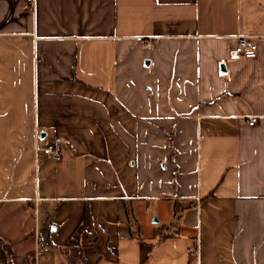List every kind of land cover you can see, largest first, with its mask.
<instances>
[{
    "label": "crops",
    "instance_id": "crops-1",
    "mask_svg": "<svg viewBox=\"0 0 264 264\" xmlns=\"http://www.w3.org/2000/svg\"><path fill=\"white\" fill-rule=\"evenodd\" d=\"M261 37L264 0H0L11 264H264Z\"/></svg>",
    "mask_w": 264,
    "mask_h": 264
},
{
    "label": "built area",
    "instance_id": "built-area-1",
    "mask_svg": "<svg viewBox=\"0 0 264 264\" xmlns=\"http://www.w3.org/2000/svg\"><path fill=\"white\" fill-rule=\"evenodd\" d=\"M27 3L30 4V7L33 9L34 0H27ZM256 37L241 36L238 38L237 46L234 49V53L244 59H253L256 57L257 44L255 43ZM264 41V37H261ZM149 46V45H148ZM258 122L256 117H250L247 119V124L249 126H254ZM65 142L61 137L54 138L51 142L46 144L43 147H34V155L36 157H47L51 159H58V146L60 143ZM51 246V243L48 239H41L36 235L35 237V246L32 255L33 264H37L39 256L46 252Z\"/></svg>",
    "mask_w": 264,
    "mask_h": 264
},
{
    "label": "rangeland",
    "instance_id": "rangeland-1",
    "mask_svg": "<svg viewBox=\"0 0 264 264\" xmlns=\"http://www.w3.org/2000/svg\"><path fill=\"white\" fill-rule=\"evenodd\" d=\"M169 207L170 206H169L168 202L153 204L152 207H151L152 211H151V213L149 215L150 219H152V221L154 219H156V220H158L160 222V224L163 223V222L168 221V219L170 220V218H171V209ZM174 220H175V218H174ZM168 232H165V233H168Z\"/></svg>",
    "mask_w": 264,
    "mask_h": 264
},
{
    "label": "trees",
    "instance_id": "trees-1",
    "mask_svg": "<svg viewBox=\"0 0 264 264\" xmlns=\"http://www.w3.org/2000/svg\"><path fill=\"white\" fill-rule=\"evenodd\" d=\"M174 216L178 218V212H174ZM165 237H162L164 239ZM0 264H11V252L9 247L0 243Z\"/></svg>",
    "mask_w": 264,
    "mask_h": 264
},
{
    "label": "water",
    "instance_id": "water-1",
    "mask_svg": "<svg viewBox=\"0 0 264 264\" xmlns=\"http://www.w3.org/2000/svg\"><path fill=\"white\" fill-rule=\"evenodd\" d=\"M220 71H221V72H224V66H223V65H221V67H220Z\"/></svg>",
    "mask_w": 264,
    "mask_h": 264
}]
</instances>
